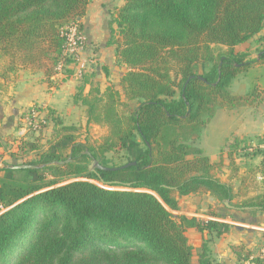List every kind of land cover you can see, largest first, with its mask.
<instances>
[{
    "label": "trees",
    "instance_id": "obj_1",
    "mask_svg": "<svg viewBox=\"0 0 264 264\" xmlns=\"http://www.w3.org/2000/svg\"><path fill=\"white\" fill-rule=\"evenodd\" d=\"M90 1L0 0L2 77L20 69L55 75L64 58L63 30L86 15ZM115 14L109 42L127 69L120 82L126 101L113 86L102 91L94 82L87 93L80 86L76 100L86 108L87 125L109 129L102 151L77 140L78 127L50 110L37 131L53 123L49 146L40 162L26 163L41 165L0 167V264H192L191 227L207 232L200 263L211 264L209 243L231 225L176 217L170 210L178 209V197L209 193L231 208L264 212V135L252 152H243L251 146L247 139L229 145L238 192L215 174L225 165L223 153L212 160L197 144L219 108L264 102L258 84L244 94L229 89L239 73L264 66V46L251 60L235 49L263 30L264 0H124ZM87 151L112 169L91 172ZM110 151L125 162L109 165ZM241 155L261 159L241 173ZM78 177L104 186L70 180ZM248 192L258 193L233 202ZM232 250L239 262L264 264L244 244Z\"/></svg>",
    "mask_w": 264,
    "mask_h": 264
},
{
    "label": "crops",
    "instance_id": "obj_2",
    "mask_svg": "<svg viewBox=\"0 0 264 264\" xmlns=\"http://www.w3.org/2000/svg\"><path fill=\"white\" fill-rule=\"evenodd\" d=\"M123 3L124 0H91L86 15L78 19L88 38L83 52L87 67L82 78L76 76L73 61H66L63 68L50 79L30 69H20L7 79L0 73V162L7 160L11 155L9 153L21 151V139L25 140L27 134L22 125L26 112L32 107L40 109L43 116L53 110L66 125H76L78 122L87 124L86 108L76 100L80 86L83 85L87 93L94 82L100 85L102 91L111 84L119 85L127 69L117 62L115 45L109 41L111 31L117 28L115 13ZM263 35L264 28L248 41L237 45L236 52L245 53L246 60L258 58L259 49L264 46V41L259 42L258 39ZM208 67L209 64L205 63L202 68L206 70ZM256 84L264 89V66L260 64L239 73L229 89L234 94H244ZM263 135L264 102L252 107L219 108L197 144L212 160H218L223 153L225 165L215 174L222 182L233 183L238 192L239 180L230 177L231 168L227 158L229 145L235 137L247 139L248 144L258 143ZM259 147L263 148V144ZM250 148L243 152H252ZM260 159L259 155H241L236 161L241 166V173H244L248 166L257 164ZM257 193L240 194L233 202ZM170 211L177 217L193 216L200 221L219 220L231 225L227 233L209 243L211 264H250L249 261H238L232 245L244 244L253 255H260L264 249V212L254 214L228 207L209 193L180 196L178 209ZM186 234L193 247L192 264H201L200 253L208 234L197 227L188 228Z\"/></svg>",
    "mask_w": 264,
    "mask_h": 264
},
{
    "label": "rangeland",
    "instance_id": "obj_3",
    "mask_svg": "<svg viewBox=\"0 0 264 264\" xmlns=\"http://www.w3.org/2000/svg\"><path fill=\"white\" fill-rule=\"evenodd\" d=\"M2 71H3L2 59L0 58V73ZM120 82L117 87L116 85H113V84H111L110 86H113L116 89H118L122 94V100L126 101L124 93H123V88ZM130 106L132 108L135 107V102H130ZM28 112L29 110L26 112V115ZM76 127L78 128H76L74 135L77 140L86 142L87 144L95 147L97 149V152L102 151L103 138L109 133L108 127L103 126V125H95V124L87 125L86 122H83V123L78 122V124H76ZM52 133H53V123L51 122L47 123L46 127L43 128L41 132L32 131L29 129L27 131L26 138H24L25 140L21 139L22 147H23V148L21 147L22 148L21 151L19 153L17 152L9 153L11 154L10 157H7V160H2V162H0V167H3L5 165L4 163L22 164V163H30V162H40L41 153L45 151L47 147L49 146V141H50V137ZM32 144L36 146L31 147ZM249 145H251V147H253V150H254L257 146V143L252 142V143H249ZM67 155L68 154H65V156ZM105 156L110 160V162L108 163L109 165L121 164L125 162V158L122 153L110 151V152H107ZM91 160L92 158L90 159V162H88V166L91 163ZM40 165L41 164L37 166H40ZM20 175H23V174H20ZM49 177L50 176L48 175V178ZM76 179L91 180L93 182L98 183L99 185H103L101 182H98L95 179H88L86 177L72 178L70 180H76Z\"/></svg>",
    "mask_w": 264,
    "mask_h": 264
},
{
    "label": "built area",
    "instance_id": "obj_4",
    "mask_svg": "<svg viewBox=\"0 0 264 264\" xmlns=\"http://www.w3.org/2000/svg\"><path fill=\"white\" fill-rule=\"evenodd\" d=\"M66 41L64 45L63 55L64 58L60 61L57 71L61 70L67 61H71L75 64V74L80 79L83 76L84 71L87 67V61L83 57V52L88 44V38L83 30H81L78 22H73L66 26L63 30ZM43 115L35 107L31 108L27 115L24 117L23 127L26 131L33 128L38 131L40 122H43ZM253 150V147L250 148ZM261 257L264 258V249L261 252Z\"/></svg>",
    "mask_w": 264,
    "mask_h": 264
},
{
    "label": "water",
    "instance_id": "obj_5",
    "mask_svg": "<svg viewBox=\"0 0 264 264\" xmlns=\"http://www.w3.org/2000/svg\"><path fill=\"white\" fill-rule=\"evenodd\" d=\"M78 19H80V18H78ZM261 54L262 53L260 52L259 55H261ZM87 153L92 157L91 163L89 164V170L91 172H96V169L105 170V171L112 169L110 167H106V166H103L102 164H100V162L97 159L93 158L92 154L89 151H87ZM69 161H70V158L65 160V161H59L58 163L64 164L65 162H69ZM130 164H133V163H128V164L124 165L123 167L129 166ZM37 167H38L37 165L26 164V163L12 164L10 166V168H12V169H28V168H37ZM224 204L227 205L228 207L230 206L229 201H225Z\"/></svg>",
    "mask_w": 264,
    "mask_h": 264
}]
</instances>
